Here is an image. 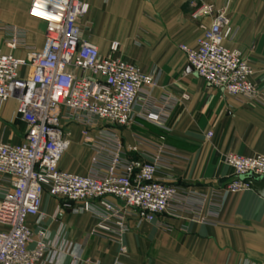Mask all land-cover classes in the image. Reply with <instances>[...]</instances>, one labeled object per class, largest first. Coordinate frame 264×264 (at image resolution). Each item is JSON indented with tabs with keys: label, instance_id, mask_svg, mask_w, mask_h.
I'll use <instances>...</instances> for the list:
<instances>
[{
	"label": "crops",
	"instance_id": "obj_1",
	"mask_svg": "<svg viewBox=\"0 0 264 264\" xmlns=\"http://www.w3.org/2000/svg\"><path fill=\"white\" fill-rule=\"evenodd\" d=\"M31 1L0 0V25L25 30L27 45L42 50L45 24L29 16ZM84 1L90 10L79 22L82 40L98 47L102 57L133 64L156 82L137 104L134 122L114 129L126 157L160 158L157 179L204 195L207 203L199 215L178 205L152 223L130 221V232L115 238L96 235L99 221L92 215L73 214L45 195L42 225L57 254L54 264H264V196L251 188L229 195L217 210L218 196L235 178L226 157L264 156V0ZM208 5L230 19L233 35L226 45L241 51L254 69L258 99L210 87L180 50L182 44L194 46L201 26L212 23L213 17H195ZM113 43L119 44L116 54ZM15 54L26 56L24 50ZM17 106L16 100L0 104V141L6 144H20L27 132ZM157 109L166 115L161 125L143 119ZM67 131L69 147L60 167L88 175L94 149L82 127L71 124ZM99 134L91 132L95 139Z\"/></svg>",
	"mask_w": 264,
	"mask_h": 264
},
{
	"label": "built area",
	"instance_id": "obj_2",
	"mask_svg": "<svg viewBox=\"0 0 264 264\" xmlns=\"http://www.w3.org/2000/svg\"><path fill=\"white\" fill-rule=\"evenodd\" d=\"M89 10L84 0H32L29 16L45 24L42 50L27 45L25 30L0 25V104L16 100V115L27 127L20 144L0 141V264L56 262L42 225L45 195L73 214L92 215L99 221L94 233L115 238L130 232V221L136 226L152 223L178 205L199 215L207 203L204 195L157 179L160 158L126 157L114 129L134 122L137 104L150 96L156 82L133 64L102 57L98 47L82 40L79 22ZM195 17L213 21L201 26L203 34L194 46L180 45L188 65L210 87L258 99L254 69L241 51L226 45L233 28L224 11L203 6ZM17 50L26 56H17ZM118 50L119 44L113 43L111 52ZM165 118L159 109L143 115L158 125ZM71 124L83 128L85 142L94 149L88 175L60 167ZM93 130L100 132L98 139L91 135ZM225 162L235 178L218 196L222 202L217 210L229 195L251 189L253 180L264 181V156L229 154ZM31 218L36 219L34 226Z\"/></svg>",
	"mask_w": 264,
	"mask_h": 264
},
{
	"label": "water",
	"instance_id": "obj_3",
	"mask_svg": "<svg viewBox=\"0 0 264 264\" xmlns=\"http://www.w3.org/2000/svg\"><path fill=\"white\" fill-rule=\"evenodd\" d=\"M252 188L258 191L261 195L264 196V181L253 180L251 182Z\"/></svg>",
	"mask_w": 264,
	"mask_h": 264
},
{
	"label": "snow or ice",
	"instance_id": "obj_4",
	"mask_svg": "<svg viewBox=\"0 0 264 264\" xmlns=\"http://www.w3.org/2000/svg\"><path fill=\"white\" fill-rule=\"evenodd\" d=\"M34 14L37 16L46 17L48 19H59V17H56V16H47L46 13L41 12V11H34Z\"/></svg>",
	"mask_w": 264,
	"mask_h": 264
},
{
	"label": "rangeland",
	"instance_id": "obj_5",
	"mask_svg": "<svg viewBox=\"0 0 264 264\" xmlns=\"http://www.w3.org/2000/svg\"><path fill=\"white\" fill-rule=\"evenodd\" d=\"M3 26H13V25H3ZM0 33L3 34V32H0ZM78 159H80V157Z\"/></svg>",
	"mask_w": 264,
	"mask_h": 264
}]
</instances>
